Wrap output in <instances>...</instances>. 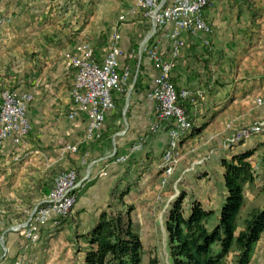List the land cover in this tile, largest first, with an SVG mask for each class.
<instances>
[{
    "label": "crops",
    "instance_id": "0c3cea01",
    "mask_svg": "<svg viewBox=\"0 0 264 264\" xmlns=\"http://www.w3.org/2000/svg\"><path fill=\"white\" fill-rule=\"evenodd\" d=\"M130 2L94 0L88 4L89 0H16V4H8L1 14L0 93L5 88L29 91L33 101L28 111L29 135L20 144L7 140L0 151V201L12 202L10 205L15 210L10 216L12 221L0 219V238H4V243H0V264H84L87 244L83 235L89 232L105 208L116 178L129 166L142 171L138 185L142 187L161 171L162 152L169 137L166 128L157 132L151 130L157 119L156 103L148 93L155 86L158 70L148 50L156 46L162 56H171L172 43L168 36L171 24L151 38V22L143 15L128 17L120 24L119 45L123 50L120 64L130 69V84L126 94L115 95L117 108L107 116L102 136L95 140L86 138L84 115L68 118L73 106L70 92L74 75L65 59L66 53H76L78 42L85 41L94 15L89 17V14L88 23L74 31L69 29L58 36L36 38L35 43L24 40V32L29 29L66 30L69 24L75 23L66 20L74 8H79L81 15L105 11L120 16ZM205 16L213 33L206 37L185 35L186 46L178 58L172 81L179 91L192 92L189 114L195 129L180 142V160L187 156L186 161L192 162L189 169L199 171L197 178L218 175L223 187L222 205L227 192L221 160L249 150L254 152L250 160L258 177L246 186L245 195L251 192L264 195L261 192L264 131L229 150L224 147L230 126L264 120V106L254 104L257 97L264 96V0H209ZM117 21L111 23L115 25ZM92 35L94 42L90 43L101 57L111 36L105 39L100 34ZM205 39L209 40L208 44ZM30 44L34 45L33 49L21 50ZM14 57L18 59L12 60ZM210 137L213 142L208 141ZM140 139L144 140L145 150L142 152L143 147L132 155L137 161L117 163L116 157L127 154ZM69 146H77V151H70ZM61 168H74L81 180L88 174L90 179L79 190L69 219L64 218L58 225L52 222L41 229V240H49L44 247V257L48 259L43 261L39 256L41 240L33 244L9 226L11 222L20 223L31 218L36 206L52 190L54 172ZM198 201L206 209L215 210L208 206V199ZM31 204H35V208L26 218L24 206ZM249 264H264V233Z\"/></svg>",
    "mask_w": 264,
    "mask_h": 264
},
{
    "label": "built area",
    "instance_id": "2783aa9c",
    "mask_svg": "<svg viewBox=\"0 0 264 264\" xmlns=\"http://www.w3.org/2000/svg\"><path fill=\"white\" fill-rule=\"evenodd\" d=\"M209 0H131L128 9L121 14L113 27L110 44L101 57L96 55L94 47L88 41L76 44V53H66L65 59L73 72L74 81L71 87L72 109L68 118L75 119L84 115L87 120L86 138L95 140L102 136L107 116L116 110L115 95L127 91L131 71L121 67L123 55L119 43L121 41L120 24L128 17L143 15L151 22L150 38L166 26L172 25L169 38L172 43L171 56L165 58L156 46L148 50L158 75L154 88L148 97L156 103V123L151 127L157 132L161 123H171L167 128L169 141L162 155L160 187L163 188L169 177L174 173L180 160L179 146L193 130V120L185 109L179 105V98L189 99L192 92L183 89L178 92L172 74L177 67L178 58L186 46L185 35L192 37L208 36L213 33V27L206 19L205 9ZM206 44L209 43L205 39ZM33 94L29 91H19L5 88L0 93V149L5 142L12 139L20 144L29 135L31 122L28 116ZM256 102L264 106V96L257 97ZM264 131V121L240 128L225 142V148L239 145ZM144 140L133 144L127 154L116 157L117 163H128L129 158L140 152ZM72 152L77 146H69ZM90 179L88 174L82 180L76 170L68 171L55 179L52 190L45 203L31 216L23 226L25 239L37 243L41 239V229L53 222L59 224L60 219L67 218L78 199V192L84 183Z\"/></svg>",
    "mask_w": 264,
    "mask_h": 264
},
{
    "label": "trees",
    "instance_id": "16d2710c",
    "mask_svg": "<svg viewBox=\"0 0 264 264\" xmlns=\"http://www.w3.org/2000/svg\"><path fill=\"white\" fill-rule=\"evenodd\" d=\"M190 100L179 98V105L187 114ZM170 125L164 122L160 127L167 129ZM194 129L193 124L192 132ZM144 150L145 145L142 152ZM253 153L249 150L222 158L227 193L218 212L206 209L195 198L190 199L188 208H185L186 192L172 201L165 220L171 264L250 263L256 244L264 233V206H252L242 215L246 186L253 184L258 177L250 160ZM136 161L135 156L129 158V162ZM140 175L142 171L127 166L116 178L106 207L89 232L83 235L87 244L84 264H160L157 257L147 258L139 225L133 217L136 207L127 200L138 186ZM261 192L264 193V185ZM63 221L60 219L59 224Z\"/></svg>",
    "mask_w": 264,
    "mask_h": 264
},
{
    "label": "rangeland",
    "instance_id": "374dc122",
    "mask_svg": "<svg viewBox=\"0 0 264 264\" xmlns=\"http://www.w3.org/2000/svg\"><path fill=\"white\" fill-rule=\"evenodd\" d=\"M93 1L94 0H89L88 4H92ZM15 2L16 0H13V1L12 0H0V20L3 19L1 18V14L3 13L7 5L8 4L11 5L12 3L14 5L16 4ZM76 3H77V7H79L80 6L79 2L76 1ZM105 7L108 8L107 2H105ZM80 11L81 10L79 8H74L71 12H69L66 20H71V21H74L75 23L69 24L71 26L67 27L66 30H64L63 28L62 29H57V28L49 29L48 28L42 32H40L37 29L36 30L35 29L26 30L24 32L25 42L29 41L31 43V42H34L36 38L46 39L47 37H50L53 35L58 36V35H61L63 32H68L69 29L70 31L72 30L74 31L76 27H80L81 25L84 27V25L88 23L87 20H89L88 18L89 14H90L89 17L94 15V22L90 26V28L87 29L85 41L93 43L94 42L92 38L93 33L100 34V37L102 38L104 37L105 39L111 36L113 32L114 23L117 21L118 16H119L118 13L116 12L109 13V12L103 11L101 13H96V14H93L91 12H86L85 14L83 13V15H81ZM12 20H15V19L12 18ZM112 20H114L115 22L111 23ZM78 31H80V29ZM33 47L34 45L30 44V45L23 46L21 50L22 51L25 49L31 50L33 49ZM26 54L28 55V52ZM15 59H18V57L12 58V60L14 61ZM126 93L127 91H125L123 94H126ZM254 104L258 107L263 106V105H259L256 102V99L254 100ZM262 121L264 120L252 122L246 125L230 126L229 128L231 132L226 137L224 141V145L227 139L230 138L232 134L235 133L240 128H243L245 126H249L255 123H260ZM210 138L211 140L208 139V141L213 142V138L212 137ZM206 156H208V154H206ZM186 157L179 160L174 173L169 177L168 182L165 185V187L163 188L160 187V177H161V171H160L159 174L158 173L154 174V177H152L151 181L148 182V185H143L142 187L138 186L137 188L133 189V191L127 197L128 202L133 203L136 207L133 217H134L135 222L139 225V229L141 232V240L147 252V258L149 259L151 257H157L160 260V264H171L169 247H168V236H167V231L165 227V220H166L167 211L172 201H174L182 192H186L187 197L184 199V202H183L185 208H188L190 204V199L195 198V199H201V200L208 199V202H207L208 206L211 208H214L215 210L216 209L219 210V208L221 207L222 199H223V192H222L223 187H222V183L220 179L218 178V175H212V177L204 178V179L200 177L197 178L199 171H197V169L196 171L195 169H192V170L189 169L191 167L192 162L186 161ZM194 157L195 159H198L197 155H194ZM71 170H76V169L61 168V169L56 170L52 177V185H54L55 179L58 176L64 173H67L68 171H71ZM140 177L142 178V175H140ZM255 195H256L255 192L254 193L251 192L247 196L245 195L246 203L242 211V215H245L247 210L250 207H252V205L264 204V195H260V196L256 195V198L253 197ZM48 196H49V193L46 195L43 202L36 206L35 211L45 203ZM252 199L254 200V202H252ZM11 203L12 202H8V201L7 202L0 201V219L8 218V221H12L10 216L14 214L15 210H12L14 206L10 205ZM24 207L26 209V211H24L26 214L25 217L27 218L30 215L31 211L35 208V204L34 205L31 204V206L29 207L28 206H24ZM68 217L67 219H69ZM29 220L27 221L24 220L23 222H20V223L11 222L9 228L11 230L21 232L22 234L23 226L26 225ZM40 240L38 242H40ZM38 242L37 244H39ZM0 243L1 244L4 243V238H0ZM33 244H36V243H33ZM47 244H49V240L43 239L41 240V243L39 245L41 248L43 247L42 249L41 248L39 249L40 251L39 256H41L40 259L43 261H46L48 259L47 255H46L47 257H44L45 256L44 247H46Z\"/></svg>",
    "mask_w": 264,
    "mask_h": 264
}]
</instances>
